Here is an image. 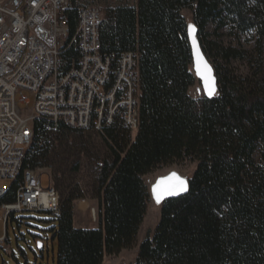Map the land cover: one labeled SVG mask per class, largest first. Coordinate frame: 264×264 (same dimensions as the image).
I'll return each instance as SVG.
<instances>
[{
    "label": "trees",
    "instance_id": "trees-1",
    "mask_svg": "<svg viewBox=\"0 0 264 264\" xmlns=\"http://www.w3.org/2000/svg\"><path fill=\"white\" fill-rule=\"evenodd\" d=\"M184 10L192 11L202 50L214 60L216 98L189 95L196 78ZM102 13V53L137 55L139 127L133 141L119 123L101 133L108 157L97 171L98 228H75L74 204L83 197H62L52 229L57 264H103L105 255L129 249L147 212L145 178L187 159L197 163L188 194L161 206L134 264H264V0H137ZM67 16L75 31L77 12ZM210 24L254 35L253 55L208 41ZM233 60L248 61L251 73L237 77L227 67ZM35 131L23 173L50 168L54 145L85 132L61 125L48 134L41 122ZM17 188L2 203H13Z\"/></svg>",
    "mask_w": 264,
    "mask_h": 264
},
{
    "label": "built area",
    "instance_id": "built-area-1",
    "mask_svg": "<svg viewBox=\"0 0 264 264\" xmlns=\"http://www.w3.org/2000/svg\"><path fill=\"white\" fill-rule=\"evenodd\" d=\"M73 11L75 31L67 16ZM102 24L101 10L76 0H0V180L18 183L10 204L2 203L10 188H0L6 231L9 216L16 213H48L55 220L62 214V196L51 179L48 188L42 185L48 171L23 173L37 122L48 134L61 125L88 131L90 120H97L100 133L116 123L131 134L138 131L137 55L105 56ZM24 92L34 96L28 115L19 107L30 104ZM89 103H96V114H89ZM15 169H22L23 181ZM7 241L5 233L0 246Z\"/></svg>",
    "mask_w": 264,
    "mask_h": 264
},
{
    "label": "rangeland",
    "instance_id": "rangeland-1",
    "mask_svg": "<svg viewBox=\"0 0 264 264\" xmlns=\"http://www.w3.org/2000/svg\"><path fill=\"white\" fill-rule=\"evenodd\" d=\"M76 2L79 6L95 7L104 12L109 7L118 5L135 6L137 0H76ZM182 16L188 26L193 25L191 10L182 11ZM206 34L210 42H218L226 48L243 50L250 56L254 53L256 39L254 35H239L233 32L230 27L217 31L215 24L208 25ZM227 67L237 77L245 78L251 73L248 61L233 60ZM23 95L30 100V104L19 103V107L28 115L34 105V96L29 92H24ZM189 95L193 99L203 97V88L198 79L189 90ZM17 99L20 102L21 96L18 95ZM95 123L97 125V122ZM94 124L89 128L90 130L88 129L82 135L68 136L65 141L57 142L54 145L53 156L56 162L53 161L50 168L42 169L47 170L50 176L47 174L42 176L44 188H48L52 183L62 197L68 196L71 191H77L83 197L82 200L74 204L75 228L77 229H90L91 226L92 228L99 227L100 195L97 187V171L98 165H102L108 157V149L103 141V135L97 132V126ZM135 136L136 134H131L132 141ZM79 139H84V141ZM80 145L85 147V153H81ZM77 164L79 167L78 170H75ZM196 168L197 163L187 159L173 165L158 167L145 178V181L150 189V185L159 176L176 171L181 176L189 178ZM12 184L9 180H0V188L9 189ZM160 217L161 206L155 205L150 197L146 216L134 244L119 254L105 255L103 264H134L139 255L141 243L148 235H153L160 222ZM57 227L58 221L51 214L20 212L14 215V220L10 219L6 231L3 211L0 209V238L4 237L6 233L8 239L0 246V264H57L58 247L57 243L53 241L52 231ZM39 244L43 245L42 251L39 249Z\"/></svg>",
    "mask_w": 264,
    "mask_h": 264
},
{
    "label": "water",
    "instance_id": "water-1",
    "mask_svg": "<svg viewBox=\"0 0 264 264\" xmlns=\"http://www.w3.org/2000/svg\"><path fill=\"white\" fill-rule=\"evenodd\" d=\"M189 26L187 29V36H188V40H189L191 52H192V59H193L192 60V71L195 75V78L198 79L202 85L203 94H204L203 96L207 99L216 98L219 94V87H218V80L216 77L215 69L202 50V46H201V43L198 37V28L194 24L191 25L194 28V31L190 34ZM193 41H195V48H194ZM198 54H199V65H200L199 73L197 71ZM205 65H207V69H210V72L206 70ZM205 78H207L209 81L207 87L205 84ZM209 88L214 90V94L211 96H209L208 94ZM173 173L176 174L177 177H179L180 179L186 182V191H180L176 194H168L167 189L171 186L178 184V181H176L175 179H169L170 177H172ZM157 185H159L158 193L161 195L160 203L156 202L155 195L153 193V188L156 187ZM189 189H190L189 179L181 176L176 171H171L167 173L166 175L157 177L154 183L152 184V186L150 187L149 193H150V197L152 201L154 202V204H156L157 206H162L167 200L176 199V198L185 196L186 194H188ZM39 249L41 251L43 250L42 244H39Z\"/></svg>",
    "mask_w": 264,
    "mask_h": 264
},
{
    "label": "snow or ice",
    "instance_id": "snow-or-ice-1",
    "mask_svg": "<svg viewBox=\"0 0 264 264\" xmlns=\"http://www.w3.org/2000/svg\"><path fill=\"white\" fill-rule=\"evenodd\" d=\"M194 31V28L190 25L189 26V32L190 34ZM193 44H194V48H195V41H193ZM205 68L207 71L210 72V69H207V65H205ZM197 71L198 73L200 72V65H199V54H198V64H197ZM204 78V77H202ZM208 79L205 78V84H206V87L208 86ZM208 94L209 96L213 95L214 94V90L209 88L208 90ZM169 179H175L176 181H178V184L177 185H174V186H171L167 189L168 191V194H176L180 191H186V182L182 179H180L179 177L176 176V174H172V177H170ZM163 183V182H161ZM158 189H159V185H157L156 187L153 188V193L155 195V199H156V202L157 203H160V200H161V195L158 193Z\"/></svg>",
    "mask_w": 264,
    "mask_h": 264
},
{
    "label": "bare ground",
    "instance_id": "bare-ground-1",
    "mask_svg": "<svg viewBox=\"0 0 264 264\" xmlns=\"http://www.w3.org/2000/svg\"><path fill=\"white\" fill-rule=\"evenodd\" d=\"M95 105L96 103H89V114H96ZM95 122H97V120H90V124H88V129L92 127ZM94 125H96V123ZM21 173H22V169H15V177H20ZM151 186L152 185H150V187Z\"/></svg>",
    "mask_w": 264,
    "mask_h": 264
},
{
    "label": "crops",
    "instance_id": "crops-1",
    "mask_svg": "<svg viewBox=\"0 0 264 264\" xmlns=\"http://www.w3.org/2000/svg\"><path fill=\"white\" fill-rule=\"evenodd\" d=\"M74 223L76 224V218L75 217H74ZM89 225H90V223H89ZM90 229H93L92 226H91Z\"/></svg>",
    "mask_w": 264,
    "mask_h": 264
}]
</instances>
